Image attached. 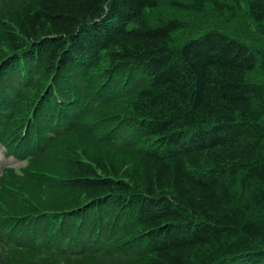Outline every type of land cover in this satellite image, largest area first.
I'll return each mask as SVG.
<instances>
[{"label": "trees", "instance_id": "16d2710c", "mask_svg": "<svg viewBox=\"0 0 264 264\" xmlns=\"http://www.w3.org/2000/svg\"><path fill=\"white\" fill-rule=\"evenodd\" d=\"M249 73L264 0H0V264H264Z\"/></svg>", "mask_w": 264, "mask_h": 264}, {"label": "rangeland", "instance_id": "374dc122", "mask_svg": "<svg viewBox=\"0 0 264 264\" xmlns=\"http://www.w3.org/2000/svg\"><path fill=\"white\" fill-rule=\"evenodd\" d=\"M156 11H153V14H155ZM151 15V14H150ZM239 25H247L248 29L245 31L247 33V36L251 37L253 40H256L260 42L262 38L257 34V32L254 30L252 24L248 22H240ZM258 78V79H264V75L262 74H255V73H249L248 78ZM29 159L22 157L19 158L13 154L5 155L2 150H0V176L2 173V169L4 166H12L15 168L17 172L21 171V169L28 163Z\"/></svg>", "mask_w": 264, "mask_h": 264}]
</instances>
